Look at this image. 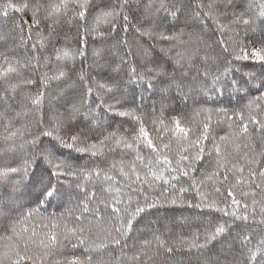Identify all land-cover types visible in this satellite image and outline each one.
<instances>
[{
	"label": "snow or ice",
	"instance_id": "snow-or-ice-1",
	"mask_svg": "<svg viewBox=\"0 0 264 264\" xmlns=\"http://www.w3.org/2000/svg\"><path fill=\"white\" fill-rule=\"evenodd\" d=\"M222 7L225 10L223 12L213 2H201L196 5L198 11H193L192 6L184 0H59L58 3L6 0L0 4V16L5 18L8 17L9 10L21 14L31 13V23L23 20L22 16V23L15 26V30L20 33L19 44L30 54H26L23 59L10 54L11 50L0 54L3 59V64H0V79L3 80L6 91L11 90L13 94L22 84L35 88V91L25 92L21 102L25 111L30 105L34 113L33 123L27 126L30 129L27 132L30 139H24L22 144H18L17 136H24L20 129L5 137L6 143L11 140L7 150L16 153L24 152L25 146L27 149L21 168L12 167L0 171V179H5L8 173L21 177L20 182L11 185L12 191L8 193L7 200L0 203V220L7 222L5 230H10L12 234L6 239L12 241L13 236H20L16 225L23 219L39 215L38 209L51 202L50 198L58 192L54 179L61 175L79 174L86 181L101 182L106 196L97 201L91 212L97 220L103 219L102 210L108 213L107 227L104 228L102 236L93 231L90 222L72 228L65 226L59 234L55 231L43 233V239L39 242L34 239L36 232L33 231L31 235L22 237V245L7 243L0 246V264H59L55 256L64 241L71 243L73 248L83 247V259L75 260L74 264H109L104 259V254L110 255V249H120L127 260L141 264L139 253L127 256L123 252L131 234L137 230L145 215L151 214L149 210L157 207L154 201L163 198L175 205L178 201L184 202V194L190 190L195 192L201 202L192 205L191 201H187L189 206L222 213L223 218L211 230L205 229L203 241L197 243L183 236L166 240L163 238L165 233L156 230L152 234V240L145 239L142 244L149 246L154 241L157 254L162 249L168 257L164 264H179L174 256L177 250L184 247L189 251L196 250V264H221L219 259L214 260L208 255L212 251L210 246H214L213 242L218 239H225L232 226H238L236 222L239 221L244 224L245 230L232 239L238 242L240 250L232 252L234 244H229L228 251L232 253V259L224 264H264V148L258 154L253 150L249 130V124H252L264 134V72L259 76L249 73L248 79L243 83L233 78L236 70L234 62L242 59L259 61L264 68V37L247 43L238 38L233 39L232 35L225 38V33L238 37L239 26L247 30L257 19H264V0H243L240 4L236 0H224ZM161 12L177 19L190 12L191 17L197 19L201 16L210 17L217 25L219 39H205L198 34L193 37L195 44L188 60L191 62L192 57L199 60L196 75L192 77L196 90L213 103L217 102V98L232 93L243 92L247 97V102L239 109H202L209 114L213 111L222 114L221 119L228 122L229 132L219 136L218 140L212 135L209 122L203 123L198 134L190 138L189 131L181 128L179 121H176L175 130L181 135L175 137L174 147L171 140L168 143L161 141L158 146L149 137L143 119L135 115V110L117 109V94L126 82L140 83L148 89L159 85L162 95L173 87L184 94V78L168 79L166 70L150 58L151 49L145 38L152 39L155 35H160L163 40L180 41L184 35L183 30L172 36L159 33L161 20L166 19L160 16ZM221 17L227 22L221 23ZM130 18L136 21V25L131 24ZM62 23L73 25L75 35L70 37L68 32L58 31ZM25 25L28 28L26 39ZM130 27L134 28L136 35L134 42L127 39ZM121 32L125 34L124 37H120ZM89 37L95 38L97 42L90 55ZM70 40L76 47L67 46ZM48 48L52 49L54 59L52 55H41L40 50ZM77 57L82 61L91 60V63L87 69L81 66L75 71L73 78L69 74L72 69L67 66L74 63ZM49 62L56 64L53 75L41 73L38 79L24 75L26 71L39 68L41 64L46 66ZM105 66L116 75L101 77L104 83L90 76L91 71ZM121 72L124 76L120 75ZM187 75L184 74L185 78ZM49 90H52L51 94ZM252 90L257 95H249ZM93 95L95 100L92 99ZM10 99L8 95L0 97V106L4 109L0 111V118L9 119ZM46 99L55 101L47 110L43 108ZM106 100L115 101L116 104L106 103ZM112 111L122 117H132L139 125L138 131L133 128L130 138L116 130L108 132L107 128L111 124L105 123L104 116ZM229 111L231 115H228ZM207 120H211V115ZM153 123L156 121L153 120ZM165 130L172 131L167 128ZM45 137L48 138L47 143L42 139ZM210 138L211 147L205 156L202 142L209 141ZM141 140L151 150L146 162V158L140 154L138 142ZM109 142L136 153L135 160L127 166L121 162L119 174L123 179L116 182L115 176L109 175L108 171L98 166L74 170L72 152L80 154L75 159L84 155L89 158L98 157L102 147ZM242 144L249 151L241 154ZM225 146H231L233 151H227ZM62 149L69 150L67 157H63ZM137 161L140 167L137 166ZM116 167L115 164L111 165L112 169ZM198 171L200 176L196 175ZM25 179L27 184L24 183ZM209 184L221 199H208L206 191ZM29 185L38 186L39 192L35 197L36 207L25 214L24 204L19 203V200L24 195L22 189ZM80 187L82 185L77 184V188ZM157 191L160 195L150 198L149 193ZM237 192L244 198L250 197L251 202L242 204L237 199ZM90 195L95 198L94 191ZM100 205H103V209ZM89 211V207L84 205L83 212ZM16 214H19V220ZM77 219L84 220V217ZM52 227L57 226L53 224ZM163 228L165 232L171 233L169 224L163 225ZM143 251L142 248L141 252Z\"/></svg>",
	"mask_w": 264,
	"mask_h": 264
},
{
	"label": "trees",
	"instance_id": "trees-1",
	"mask_svg": "<svg viewBox=\"0 0 264 264\" xmlns=\"http://www.w3.org/2000/svg\"><path fill=\"white\" fill-rule=\"evenodd\" d=\"M6 0H0V4L5 3ZM44 3H58L59 0H42ZM186 4L192 6L193 11H198L196 5L203 2L208 4L210 2L215 3L220 7V11H225L222 7L224 0H184ZM237 4L243 2V0H236ZM239 10V9H238ZM23 20L31 23V13L27 12L21 14L15 10H9V15L7 18L0 16V54L10 52V54H15L19 58L23 59L26 54L25 47L19 44L20 33L15 30V26L22 23ZM160 16L166 19L161 20V26L158 29L159 33L164 36H172L183 30L184 35L181 36L180 41L175 40H163L160 35H155L154 38L148 39L147 44L150 46V58L162 69L166 70L168 79L180 80L184 78L185 88L182 94L175 87L171 88L168 92L161 94L160 87L153 89H148L146 85L140 83H125L121 88V91L117 94L119 104H117L118 110H135V115L139 116L144 121V126L149 134V137L159 146L161 141L168 143L170 140L173 142L175 137L181 135L179 131L175 130V122L179 121L180 127L185 128L189 131V137L191 138L194 134L202 129V125L205 122H209L211 125L212 135L217 137L226 135L229 132L228 122L221 119L222 114H218L213 111L210 114L203 111L202 109H217L219 107H235L240 108L241 105L247 102V97L241 93H232L231 95H226L223 98H217V102L213 103L212 100H208L207 97L202 95L198 90H196V85L192 80V77L196 75V67L199 65V60L196 57H192L191 62L188 60V56L191 54L192 48L194 47L195 40L193 37L195 35H200L207 39L211 37L212 40L219 39L220 33L217 30V25L213 22L210 17L201 16L200 18L191 17V13L181 15L179 19L169 16L167 13L161 12ZM131 20V18H130ZM227 20L221 17V23H226ZM132 25H136L135 20H131ZM42 28L44 25L41 26ZM71 29V31H69ZM58 31L62 30L68 32L69 36L75 35V28L71 24H61ZM28 28L24 26L25 39L27 38ZM239 36L235 34L225 33V38L232 35L233 39L244 40L245 43L248 41H258L264 37V19H257L256 22L251 26V28L245 30L243 26L237 28ZM35 26H33V40H35ZM47 31L45 30V35ZM123 32L120 33V37H124ZM246 37V39H245ZM127 39L130 42L136 40V35L134 28L130 27L127 33ZM182 41V42H181ZM60 46V45H58ZM69 47H76V44L70 40ZM97 46L95 38L89 37L88 49L89 55L91 54V49ZM30 49V43L28 44ZM41 55H52L54 59V54L52 49L40 50ZM202 55V54H201ZM91 63V60L82 61L80 57L76 58L74 63H69L68 68L72 69L69 73L75 78V71L79 70L81 66L87 69V66ZM236 65V70L233 73V78L240 80L243 83L248 79V74L253 73L257 76L264 72V68L261 67V62L255 60H239L234 62ZM0 64H3L2 56H0ZM56 71V64L49 62L46 66L41 64L39 68H34L24 73L25 76H29L32 79H38L41 73H47L48 75H53ZM126 71V69H125ZM187 73L185 78L184 74ZM115 76V72L107 66L102 69H96L90 72V76L96 77L100 83H104V79L101 77ZM121 76L124 73L121 72ZM127 80V77H124ZM55 83V82H54ZM27 91H35L34 87L27 85H20L16 93L13 94L11 90L6 91V86L2 79H0V97L8 95L11 97L9 104L10 108L8 110V117L11 121V126H9V119L0 118V171L7 168H21L23 157L26 152V146L24 152H12L7 150L8 145L11 144V140L7 143L5 142V137L16 129H20L24 136H17L16 142L22 144L24 139H30L27 132L30 129L27 127L29 124L33 123L34 113L31 106H28V110L25 111L21 102L23 100V94ZM50 94L52 90H49ZM186 94V95H185ZM249 95L255 96L257 93L252 90ZM243 97V99L241 98ZM92 99H96L93 95ZM106 103L116 104L115 101L106 100ZM55 101H50L46 99L43 104V108L47 110L50 104H54ZM120 105H123L121 108ZM155 109V111H153ZM3 107L0 106V111H3ZM19 113V115H17ZM211 115V120L208 121L207 117ZM228 115H231L229 111ZM153 120L156 123H153ZM104 121L106 124H111L110 128H107L108 132L118 131L121 135L131 137L133 135L132 129H139V125L132 117H122L119 116L116 111L108 112L104 116ZM161 121L163 123H161ZM170 129L172 131H167L165 129ZM7 129V130H6ZM249 130L251 133V146L253 150L258 154L262 148H264V143H262V135L259 129L255 128L254 125L249 124ZM47 143L48 138H42ZM139 143L140 154L144 156L145 162L151 154V150L143 143L141 140ZM202 144L205 146V156H207L208 148L211 147V138L209 141H203ZM227 151L232 152L231 146H225ZM163 151V149H162ZM249 151L245 149L243 144L241 145V154L243 152ZM63 157H67L69 150L62 149ZM61 153H58L60 155ZM135 151L127 149L122 145H116L113 143H106L98 157L89 158V156L84 155L80 159H75V157L80 156V154L72 152L71 155L74 158L73 164L75 169L83 167L85 169H92L98 166L105 171H108L109 175L116 177V182L123 179L119 174V167L123 161L124 165L127 166L129 162L135 160ZM235 154V153H234ZM251 155V152H249ZM174 155V154H170ZM260 158L259 156L257 157ZM242 163V161H240ZM137 166L140 167V163L137 161ZM117 165L115 169L111 168V165ZM127 170V167H126ZM197 176L201 173L198 171ZM21 177L14 173H8L5 179H0V203L7 200L8 193L12 191L11 185L13 183L20 182ZM27 184V179L24 180ZM54 183L57 184L58 192L52 197L51 202L45 207H40L38 209L39 215H34L32 218L23 219L20 223L16 225V229L21 233L20 236H13L12 241L6 239L7 236L12 235L11 231L5 230L6 221L0 220V246L7 243H19L22 245V237L25 235H31L33 231L36 232L34 239L39 242L43 239V233L49 231H55L59 234L65 226L68 228L77 227L79 225L88 224L93 231L98 235H103V230L107 227V217L108 213L101 211V217L103 219L97 220L91 212V209L96 206L97 201L105 198L106 193L102 190L104 185L96 180L86 181L83 176L77 174L76 176L71 175H61L58 179H54ZM77 184H81L82 187L77 188ZM185 186L187 184L185 183ZM85 189L87 191H85ZM246 190V189H242ZM22 191L24 195L20 198L19 203L24 204L23 212L26 214L29 209L36 207L35 197L39 192V187L29 185L27 188H23ZM95 192V198L91 197V193ZM259 191V190H257ZM223 192V188H222ZM150 198L153 196H159V191L154 193H149ZM167 195V194H165ZM206 195L208 199H221L220 196L212 191L211 185L209 184ZM86 196L88 197L86 199ZM237 199L241 200V203L251 202V198H244L240 196L239 192L236 193ZM184 202L178 201L177 204L173 205L169 201L161 198L159 201H154L157 204L156 208L150 211V215H145L144 220L137 226V230L131 234V238L127 241V247L123 249V252L127 256H132L139 253L141 264H164V261L168 259L167 255L163 253L160 249V254H157V248L155 242L149 246H144L142 241L145 239L152 240V234L154 231L159 230V232H164V239L172 240L177 237L183 236L188 240H195L197 243L203 241V234L205 229L211 230L215 224L221 219L222 213L210 212L207 208H197L194 206H189L187 201H191L192 205L200 203V198L196 196L195 192L190 190L184 194ZM83 202V203H82ZM87 205L90 209L88 213L83 212V206ZM223 206V205H221ZM103 209V205H100ZM84 217V220H78V217ZM16 218L19 220V214H16ZM53 224L57 227L53 228ZM169 224L171 227V233L165 232L163 225ZM238 226H232L230 233L225 239H218L214 241V246H210L212 251L208 255L212 259H219L221 264L225 261L232 259V253L228 251V245L234 244L232 252H238L240 246L237 241L232 238L236 236L237 233L243 232L244 224L242 222H236ZM26 230V231H25ZM199 237V239H197ZM102 242V241H98ZM75 243V241H73ZM255 243V240L253 241ZM144 249L141 252V249ZM110 255L108 253L104 254V259L109 262V264H134V262L126 259L122 256L120 249H110ZM55 259L59 261V264H74L75 260L83 259V247L77 246L72 247L71 243L64 241L63 246L60 247L57 252ZM175 261L179 264H196V250L192 249L189 251L186 247L180 248L176 251L174 256Z\"/></svg>",
	"mask_w": 264,
	"mask_h": 264
}]
</instances>
